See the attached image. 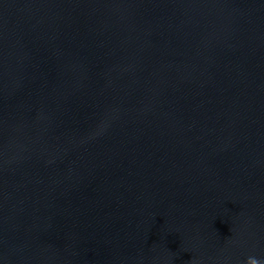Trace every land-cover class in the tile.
<instances>
[{
    "label": "water",
    "instance_id": "water-1",
    "mask_svg": "<svg viewBox=\"0 0 264 264\" xmlns=\"http://www.w3.org/2000/svg\"><path fill=\"white\" fill-rule=\"evenodd\" d=\"M0 264H264V0H0Z\"/></svg>",
    "mask_w": 264,
    "mask_h": 264
}]
</instances>
